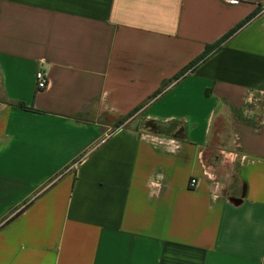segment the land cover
I'll return each instance as SVG.
<instances>
[{"label": "crops", "instance_id": "1", "mask_svg": "<svg viewBox=\"0 0 264 264\" xmlns=\"http://www.w3.org/2000/svg\"><path fill=\"white\" fill-rule=\"evenodd\" d=\"M0 264H264V0H0Z\"/></svg>", "mask_w": 264, "mask_h": 264}, {"label": "trees", "instance_id": "2", "mask_svg": "<svg viewBox=\"0 0 264 264\" xmlns=\"http://www.w3.org/2000/svg\"><path fill=\"white\" fill-rule=\"evenodd\" d=\"M250 19V17L246 18L242 23H240L238 27H240L241 25H243L245 22H247ZM235 30H231L230 32H228L227 34H225L224 36H222L221 38H219L216 42H214L213 44L207 45L205 46L203 52L198 55L192 62H190L187 66H184L174 77L173 80L176 81L178 79H180L181 77H183L187 72L191 71L192 69H194L198 64H200L202 61H204L206 58H208L213 52H215L216 50L219 49V47L222 45V43L224 41H226L228 39V37L234 32ZM161 93V91L157 92L156 94H154L152 96L151 99H154L155 97H157L159 94ZM20 107L22 108H26V109H31V107H26L23 103H19L18 104ZM122 123V122H119ZM143 123V128H145L146 130L152 132V133H156V134H161V135H172V133L174 132V134H181L183 131V127L179 126V124L177 122H170V123H161L152 119L149 120H145L142 122Z\"/></svg>", "mask_w": 264, "mask_h": 264}, {"label": "clouds", "instance_id": "3", "mask_svg": "<svg viewBox=\"0 0 264 264\" xmlns=\"http://www.w3.org/2000/svg\"><path fill=\"white\" fill-rule=\"evenodd\" d=\"M228 2H234V0H228ZM148 142L152 143L153 147H158L160 144H164V141L157 137H144ZM179 148V143L169 138L165 145V150L168 152H175ZM163 180V175L160 173L155 174V178L150 177L148 180V186L150 189H158L160 187L159 181ZM151 194V193H150ZM158 194V193H157ZM218 197L213 194L211 199L216 200Z\"/></svg>", "mask_w": 264, "mask_h": 264}, {"label": "built area", "instance_id": "4", "mask_svg": "<svg viewBox=\"0 0 264 264\" xmlns=\"http://www.w3.org/2000/svg\"><path fill=\"white\" fill-rule=\"evenodd\" d=\"M35 84H36V88H44L47 85V75H46V72L42 68H39L38 70H36ZM193 181L194 180H192L191 183H193Z\"/></svg>", "mask_w": 264, "mask_h": 264}, {"label": "rangeland", "instance_id": "5", "mask_svg": "<svg viewBox=\"0 0 264 264\" xmlns=\"http://www.w3.org/2000/svg\"><path fill=\"white\" fill-rule=\"evenodd\" d=\"M123 123L125 122V120L122 121ZM143 122V121H142ZM141 121L140 122H133V124L135 123L138 127L143 128V123ZM145 129V128H144Z\"/></svg>", "mask_w": 264, "mask_h": 264}]
</instances>
